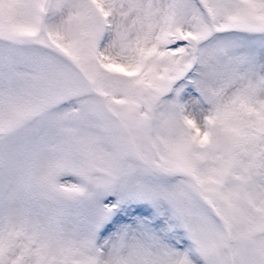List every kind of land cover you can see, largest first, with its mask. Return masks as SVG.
Returning <instances> with one entry per match:
<instances>
[{
  "label": "snow or ice",
  "instance_id": "snow-or-ice-1",
  "mask_svg": "<svg viewBox=\"0 0 264 264\" xmlns=\"http://www.w3.org/2000/svg\"><path fill=\"white\" fill-rule=\"evenodd\" d=\"M0 264H264V0H0Z\"/></svg>",
  "mask_w": 264,
  "mask_h": 264
}]
</instances>
